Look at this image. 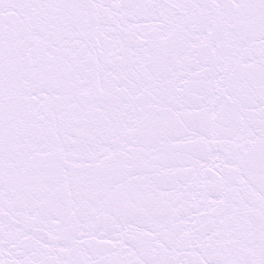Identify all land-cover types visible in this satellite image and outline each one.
Instances as JSON below:
<instances>
[{
  "label": "snow or ice",
  "instance_id": "6c2138e0",
  "mask_svg": "<svg viewBox=\"0 0 264 264\" xmlns=\"http://www.w3.org/2000/svg\"><path fill=\"white\" fill-rule=\"evenodd\" d=\"M0 264H264V0H0Z\"/></svg>",
  "mask_w": 264,
  "mask_h": 264
}]
</instances>
